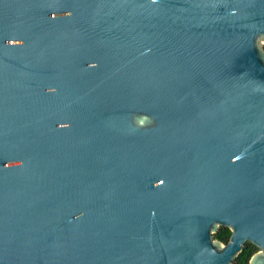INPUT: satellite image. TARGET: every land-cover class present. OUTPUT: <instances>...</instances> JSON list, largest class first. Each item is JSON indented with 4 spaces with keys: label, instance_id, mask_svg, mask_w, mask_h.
Listing matches in <instances>:
<instances>
[{
    "label": "water",
    "instance_id": "1",
    "mask_svg": "<svg viewBox=\"0 0 264 264\" xmlns=\"http://www.w3.org/2000/svg\"><path fill=\"white\" fill-rule=\"evenodd\" d=\"M246 243L264 264V0H0V264Z\"/></svg>",
    "mask_w": 264,
    "mask_h": 264
},
{
    "label": "trees",
    "instance_id": "2",
    "mask_svg": "<svg viewBox=\"0 0 264 264\" xmlns=\"http://www.w3.org/2000/svg\"><path fill=\"white\" fill-rule=\"evenodd\" d=\"M229 236V230L225 227H220L218 231L213 235V238L220 241L222 244H226L228 242ZM246 244L248 245V243ZM253 251H257L256 247H253ZM248 258L249 254L247 255V249L245 247L238 255V257L233 261V264H247Z\"/></svg>",
    "mask_w": 264,
    "mask_h": 264
},
{
    "label": "flooded vegetation",
    "instance_id": "3",
    "mask_svg": "<svg viewBox=\"0 0 264 264\" xmlns=\"http://www.w3.org/2000/svg\"><path fill=\"white\" fill-rule=\"evenodd\" d=\"M246 245H247V244H245L243 248L246 247V249H247V255L249 254V258H248V260H247V263H248L250 257H251L256 251H253V247H254L253 245H251V244H249V243H248L247 246H246ZM241 252H242V251H241Z\"/></svg>",
    "mask_w": 264,
    "mask_h": 264
}]
</instances>
